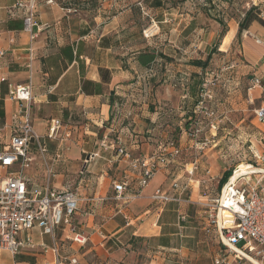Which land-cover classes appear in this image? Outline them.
Instances as JSON below:
<instances>
[{
    "label": "crops",
    "instance_id": "1",
    "mask_svg": "<svg viewBox=\"0 0 264 264\" xmlns=\"http://www.w3.org/2000/svg\"><path fill=\"white\" fill-rule=\"evenodd\" d=\"M17 1L0 0V98L4 78L13 86L31 83L33 100L22 107L6 97L0 147L9 143L25 108L40 138L46 137L48 121L61 120L62 136L70 131L71 138L48 142L52 156L63 153L50 182L39 157L26 175L43 192L48 186H71L80 203L71 225L60 228L56 237L39 227L23 233L21 239L30 236L33 247L16 256L0 252V264H70L72 259L78 264H245L227 254L208 221L207 205L220 196L224 174L215 180L211 167L194 178V164L183 165L177 158L148 187L139 188L143 167L161 150L171 151L170 141H177L182 151L193 147L184 144V135L176 140L180 124L174 113L183 96L173 82L187 72L186 64L199 58L203 40L213 43L220 37L221 25L206 14L215 0H94L73 12L63 5L74 0H58L55 6L40 0L43 27L34 43L24 29L9 28L23 23L8 14ZM242 3L245 11L258 7L264 17V0ZM240 21H224L228 31L223 45L228 48L221 53L227 54L237 40V80L248 74L264 81V27L254 22L239 38ZM147 52L163 57L144 66L136 56ZM262 107L264 102L255 112ZM119 143L128 157L119 155ZM77 172L85 174L77 178ZM212 181L216 191L208 188ZM175 182L187 185L188 192L180 202L161 208L152 199L154 193L170 192ZM114 183L126 185L123 199L117 198ZM72 233L87 235V245L73 243ZM18 256L26 260L17 262Z\"/></svg>",
    "mask_w": 264,
    "mask_h": 264
},
{
    "label": "built area",
    "instance_id": "2",
    "mask_svg": "<svg viewBox=\"0 0 264 264\" xmlns=\"http://www.w3.org/2000/svg\"><path fill=\"white\" fill-rule=\"evenodd\" d=\"M44 1L49 6L58 4V0ZM39 3L40 0H18L8 8V14L12 18L22 19L23 29L32 43L43 27L38 12ZM63 9L69 12L77 10L75 7ZM151 35L152 31L146 36ZM30 52L31 54L34 52L33 47L30 48ZM29 66L31 67V63ZM2 82H5L4 78ZM254 88H264L260 78L256 77L253 80L251 90ZM9 95L24 107L33 100L32 84L9 85ZM255 115L259 122L264 123V107L257 110ZM20 117L14 123L9 143L0 147V252H9L14 256L20 254L26 247H33L31 237L21 239V234L29 233L39 227L45 235L56 237V232L60 228L71 225L80 203L78 193L69 186L62 189L48 186L43 192L36 189L26 175V171L32 167L36 157H39L42 163L46 164L48 182H50L54 167L63 159V153L59 152L52 156L48 142L70 139L71 132H67L63 137L62 121L53 119L46 124V137L40 138L35 132L27 108L22 111ZM119 146V155L128 157L129 154L123 144L119 143ZM168 148L171 151L161 150L154 162L143 167L139 188L148 187L163 168L180 157L182 150L177 141H170ZM252 153L255 162L264 165V152L257 149ZM195 169L197 167L193 168L191 175L194 174ZM239 169L240 167L234 171L220 196L208 203V221L210 226L216 229L228 255L251 261L252 264H254L252 260L264 262V169H260L262 172L256 174H240L232 181ZM84 174L81 172L82 176ZM114 190L117 198L123 199L126 185L114 183ZM187 192V185L175 182L170 192L159 189L152 199L163 208L170 202H180ZM139 196L140 193L136 194L135 198ZM70 240L85 247L89 237L85 234L72 233ZM70 264H78V262L72 259ZM215 264H224V262L218 260Z\"/></svg>",
    "mask_w": 264,
    "mask_h": 264
},
{
    "label": "rangeland",
    "instance_id": "3",
    "mask_svg": "<svg viewBox=\"0 0 264 264\" xmlns=\"http://www.w3.org/2000/svg\"><path fill=\"white\" fill-rule=\"evenodd\" d=\"M243 8L242 0H215L210 8L211 12L206 14L214 21H228L230 18L239 21L245 12ZM262 18L264 19L263 16ZM225 26L227 27L226 23ZM222 30L221 26V33ZM223 44L221 37L213 43L203 40L197 49V56L206 60L207 54H212L208 68L204 71L189 67L188 63L185 65L188 67L187 72L177 76V84L173 82L176 90L183 96L179 109L174 113V118L180 124L176 140L184 135V144L191 142L193 146H184L178 160L183 165L193 163L197 167L194 178L204 176L213 167L217 181L227 171L232 170L234 174L238 167L242 172H252L250 174L260 173V169H264L257 165L252 153L254 150L264 149V141L260 143V138L264 137V124L255 115V110L264 102V89L257 88L256 93L251 90L255 79L251 75L242 76L241 82L237 80V63L241 59L240 43L235 40L227 54L221 53L220 49L228 48ZM262 85L264 86L263 80ZM191 86L195 87L194 94L190 90ZM4 135L5 132H0V143L3 142ZM81 176V172L76 173L77 178ZM216 186V181H212L208 188L216 191ZM216 199L217 197L211 198L210 202ZM243 263L252 264L247 260H243ZM259 263L264 264L261 260Z\"/></svg>",
    "mask_w": 264,
    "mask_h": 264
},
{
    "label": "trees",
    "instance_id": "4",
    "mask_svg": "<svg viewBox=\"0 0 264 264\" xmlns=\"http://www.w3.org/2000/svg\"><path fill=\"white\" fill-rule=\"evenodd\" d=\"M184 1V0H183ZM93 5L94 0H74L71 4H65L63 5L64 8H80L82 5ZM219 24L223 27L222 33H221V38L223 39L228 31V27L225 26V22L223 20L218 21ZM257 22L259 23L262 27H264V19L262 18V12L259 10L258 7L252 6L249 10L244 12V17L241 19L239 22V34L238 37L241 38L242 34L249 29V27L254 23ZM10 29H23V23L22 22H17L15 26L9 24ZM215 53V52H213ZM158 57H163L162 54H156L155 52H147V53H140L136 56L137 61L146 66L154 63L156 58ZM212 59V54H209L206 60L203 59H195L191 62H189L188 65L195 67L197 69L201 70H206L209 66V62ZM107 81V80H106ZM190 90L192 94L195 92V87L191 86ZM9 95V84L7 82H2L1 84V98H0V119L2 121H5V99ZM50 150V149H49ZM233 176V171H227L224 173L221 181H220V189H222L230 180V178ZM17 262H22L25 261V258L22 257H16ZM32 262V260H29Z\"/></svg>",
    "mask_w": 264,
    "mask_h": 264
},
{
    "label": "bare ground",
    "instance_id": "5",
    "mask_svg": "<svg viewBox=\"0 0 264 264\" xmlns=\"http://www.w3.org/2000/svg\"><path fill=\"white\" fill-rule=\"evenodd\" d=\"M230 33H232V32H230ZM241 172V173H240ZM250 173H252V172H248L247 170L246 171H243L242 172V169L240 170L239 169V171H238V173L236 174V176L232 179V181H234L236 178H237V176H239L240 174H250ZM253 174H256V173H253ZM255 264H258L259 262L258 261H254V260H252ZM260 264V263H259Z\"/></svg>",
    "mask_w": 264,
    "mask_h": 264
}]
</instances>
